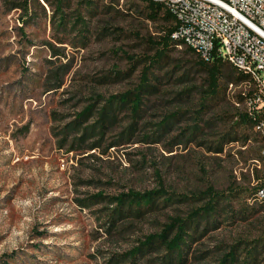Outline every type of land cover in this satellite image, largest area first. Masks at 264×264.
I'll return each instance as SVG.
<instances>
[{
	"label": "rangeland",
	"instance_id": "obj_1",
	"mask_svg": "<svg viewBox=\"0 0 264 264\" xmlns=\"http://www.w3.org/2000/svg\"><path fill=\"white\" fill-rule=\"evenodd\" d=\"M19 1L0 0V264H113L111 255L139 245L170 216L204 204L208 188L225 196L185 264H219L233 247L240 260L252 249L251 264H264V199L254 197L264 133L236 118L249 84L223 81L220 97L199 112L206 75L198 55L177 45L151 66L156 88L144 93L141 115L124 107L99 129L106 100L134 88L154 60L160 23L145 17L140 0H92V13L72 0L62 29L53 3L13 7ZM77 14L87 19L85 38L70 29ZM228 134L238 141H224ZM160 187L173 201L145 212L119 216L109 201ZM204 225L202 218L196 230ZM161 253L137 264H157Z\"/></svg>",
	"mask_w": 264,
	"mask_h": 264
},
{
	"label": "trees",
	"instance_id": "obj_2",
	"mask_svg": "<svg viewBox=\"0 0 264 264\" xmlns=\"http://www.w3.org/2000/svg\"><path fill=\"white\" fill-rule=\"evenodd\" d=\"M36 2L41 4V1L54 5V10L56 11V23L59 28L66 29L65 23L67 21L68 13L64 11V7L70 6L72 0H21L19 2H13V7H21L27 9L29 2ZM142 4L141 12L144 13L145 17L155 23H160V27L157 29V39L154 40L156 44V54L154 55V60L150 61L149 64L143 66L140 82L132 89L127 90L123 93L112 95L102 106L99 115V129L103 128L105 122L112 121L116 115L117 110H122L126 107L131 111V116H140L141 105L144 99V93H154L153 89L156 88L149 79L150 68L152 65H157L159 62V57L165 55L166 51L171 47H176L180 42L171 37V32L176 26L175 18L171 12L161 3L154 0H140ZM79 6H83L89 13L93 12L92 0H76ZM111 7V3L106 4ZM73 12H71L72 14ZM87 19L83 18L80 14H77L71 24L70 29L74 27H79L77 29L78 34L81 33L82 37L85 38L86 34L83 30L87 29ZM188 50L195 52L198 55V64L202 67L205 73L204 84L206 88H201L199 94V112L213 105V102L220 97L221 86L223 81H228L227 83H245L249 82V76L237 69L227 60H225L219 53L217 47H215L209 59H203L194 49L188 47ZM230 80V81H229ZM254 87L252 85L248 86L246 96L250 95ZM190 95L191 91L181 93L180 95ZM91 106H88L85 110L78 113V118L72 123L74 128L79 127L77 120L83 121L86 115L90 112ZM175 116V115H174ZM237 122L239 125L245 124L246 127H252L254 129V124L262 119H264V112L253 111L252 114L248 113L246 110L239 112L236 115ZM169 118H165L160 124L159 128L163 129L167 125ZM70 123V124H72ZM69 124V125H70ZM97 125V126H98ZM196 126V125H195ZM193 125V135L197 128ZM94 128V125L90 127V132ZM88 127L83 130L82 136L78 139L81 140L86 136ZM101 131V130H100ZM192 135V134H191ZM248 139L247 136L244 137L243 143ZM224 141H238V136L230 134L223 136ZM215 152L222 151V142L214 146ZM264 183V177H262L261 182L255 186L254 197L257 198L256 192L258 188ZM167 193L162 187L157 189L148 190L145 192H123L120 195L112 196L109 201H116L117 206L115 208V213L119 216L123 212H145L152 210L158 205V201L164 204L173 201V197L170 195L165 196ZM205 196H209L208 200L198 206L193 207L186 215H172L164 222L160 230L154 234L148 235L145 240L141 241L139 245L134 246L132 249L117 255H111L108 262L116 264L120 262H127V264H137V261L144 257L146 254L153 250H161L162 253L158 255L155 259L158 260L157 264H185L187 262L188 253L187 249L190 247L192 241L197 240L198 236L204 235L208 229L209 219L213 213L217 212V206H219V201L225 196L223 192H218L212 188L206 190ZM165 197L164 199H160ZM159 199V200H158ZM124 215V213H123ZM111 225L114 224V218L111 217ZM202 218H205V225L199 232L196 227L200 224ZM215 219V218H213ZM252 250V249H250ZM247 251L245 258L240 260L238 258V253L241 254V250L238 247H233L231 250L226 252L221 258L219 264H251V260L255 258L256 252L252 253ZM116 256V258H114ZM148 261L147 264H150Z\"/></svg>",
	"mask_w": 264,
	"mask_h": 264
},
{
	"label": "built area",
	"instance_id": "obj_3",
	"mask_svg": "<svg viewBox=\"0 0 264 264\" xmlns=\"http://www.w3.org/2000/svg\"><path fill=\"white\" fill-rule=\"evenodd\" d=\"M174 16L171 37L209 59L217 47L222 57L249 76L252 93L246 111L264 112V0H154ZM232 85V83H229ZM264 133V119L254 124ZM257 166L264 173V145ZM264 199V183L256 192Z\"/></svg>",
	"mask_w": 264,
	"mask_h": 264
}]
</instances>
